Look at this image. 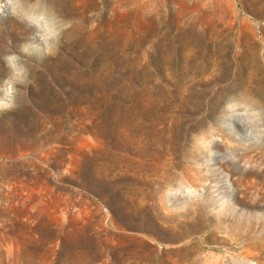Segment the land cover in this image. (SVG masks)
I'll return each mask as SVG.
<instances>
[{
  "label": "rangeland",
  "instance_id": "1",
  "mask_svg": "<svg viewBox=\"0 0 264 264\" xmlns=\"http://www.w3.org/2000/svg\"><path fill=\"white\" fill-rule=\"evenodd\" d=\"M55 2L76 23L0 114V264H264V0Z\"/></svg>",
  "mask_w": 264,
  "mask_h": 264
},
{
  "label": "clouds",
  "instance_id": "2",
  "mask_svg": "<svg viewBox=\"0 0 264 264\" xmlns=\"http://www.w3.org/2000/svg\"><path fill=\"white\" fill-rule=\"evenodd\" d=\"M5 19L21 24L26 36L16 46L9 39L0 55L6 69L0 77V114L20 107L24 89L31 83L32 66L55 56L76 23L62 14L55 0H0V26ZM226 107L231 109V103ZM245 126L253 141H264V110H254Z\"/></svg>",
  "mask_w": 264,
  "mask_h": 264
},
{
  "label": "bare ground",
  "instance_id": "3",
  "mask_svg": "<svg viewBox=\"0 0 264 264\" xmlns=\"http://www.w3.org/2000/svg\"><path fill=\"white\" fill-rule=\"evenodd\" d=\"M246 253H247L246 258H247V261L249 263L253 262L256 259H258L259 251L248 250V251H246Z\"/></svg>",
  "mask_w": 264,
  "mask_h": 264
}]
</instances>
